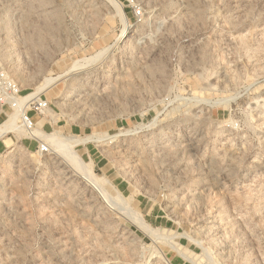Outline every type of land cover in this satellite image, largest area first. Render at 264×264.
<instances>
[{
	"label": "rangeland",
	"instance_id": "1",
	"mask_svg": "<svg viewBox=\"0 0 264 264\" xmlns=\"http://www.w3.org/2000/svg\"><path fill=\"white\" fill-rule=\"evenodd\" d=\"M0 57L25 96L82 67L35 128L115 135L74 151L152 229L9 132L0 264H264V0H0Z\"/></svg>",
	"mask_w": 264,
	"mask_h": 264
},
{
	"label": "bare ground",
	"instance_id": "2",
	"mask_svg": "<svg viewBox=\"0 0 264 264\" xmlns=\"http://www.w3.org/2000/svg\"><path fill=\"white\" fill-rule=\"evenodd\" d=\"M110 1H112V0H110ZM114 4L117 8V11L121 15L120 3H114ZM121 17H122V15H121ZM122 22L124 24L123 25L124 27L122 28L121 33H120V37H119V40L121 41V43H123L121 48L125 47L127 45V40L125 39L126 38L125 36L127 35V33H126L127 24H126L125 17H122ZM108 51H109L108 49L101 50L96 55L89 57V58H86V62L88 63L90 61H93L96 58H98L101 54H104V53L106 54ZM125 57H128V55H125ZM86 62H84V63H86ZM81 69H82V67L80 65H77V66H74L72 69L66 71V73H63L61 75L50 76L46 79L43 78L44 80L41 83H38L34 87V91L30 92L25 97H23L24 99H22L21 104L26 102V100H29V99L35 98L38 95H41L48 88H50L54 84H56L58 81L65 79L68 74L70 75V73L80 72ZM9 132L15 133L19 136L25 135V136L34 137L37 139L42 138V139L48 141L50 149L55 150L59 154V156H61L64 159V161L70 167L78 170L81 173L82 179L86 183H88L93 189H95L102 196V198L105 201L109 202L110 204H114V206H115V204H118L122 209H124L125 214H127L131 218V220L137 224V226L140 229L147 231V232L148 231L152 232V229L149 227V225H147L146 223H143V221H141L140 219H137L136 217H133L130 213H128V205H127L125 199H123L122 201L117 203V202L108 198V195L106 194L104 188L99 183L100 179L93 173L92 167L89 164L87 165V163H85L77 155V153L74 151V147L78 144H83L87 141H95V142H108L109 141L110 142L114 139L113 137H115V135H110L109 137L108 136L106 137L104 134H94V135H90L87 137L85 136L86 138H84V137L81 138L78 136H63L61 134H58L57 132H53V133L50 132L49 134H46V132H44L43 130L37 129V128L27 130L20 123V116H19V112L17 109L12 110L7 115L6 120H4L0 124V138ZM122 211L123 210H121V212ZM120 214H122V213H120ZM167 239L168 238H165L164 240L167 241ZM168 244H169V242H168ZM155 253L158 254V256H157L158 258L165 261L166 264H169L167 259L163 256V254L159 250H156ZM180 254L183 257L187 258L186 255H184L183 253H180Z\"/></svg>",
	"mask_w": 264,
	"mask_h": 264
},
{
	"label": "built area",
	"instance_id": "3",
	"mask_svg": "<svg viewBox=\"0 0 264 264\" xmlns=\"http://www.w3.org/2000/svg\"><path fill=\"white\" fill-rule=\"evenodd\" d=\"M133 16L137 19L141 16L140 8L137 5H132ZM25 95H22L20 86L15 82L8 72L2 58L0 57V107H6L9 110L17 109L20 116V122L27 130L36 127L35 122L31 118V113L40 116H46V110L49 108V101L44 97V94L35 98L26 100L21 104ZM48 143L40 140L37 144L36 151L40 154H48L50 152Z\"/></svg>",
	"mask_w": 264,
	"mask_h": 264
},
{
	"label": "crops",
	"instance_id": "4",
	"mask_svg": "<svg viewBox=\"0 0 264 264\" xmlns=\"http://www.w3.org/2000/svg\"><path fill=\"white\" fill-rule=\"evenodd\" d=\"M31 118L35 122V124L38 125V126H42L43 127L47 123L49 124V122L47 120H45L42 116L37 115L35 113H31Z\"/></svg>",
	"mask_w": 264,
	"mask_h": 264
}]
</instances>
